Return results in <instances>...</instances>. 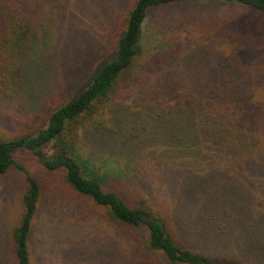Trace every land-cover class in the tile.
I'll list each match as a JSON object with an SVG mask.
<instances>
[{"label":"trees","instance_id":"1","mask_svg":"<svg viewBox=\"0 0 264 264\" xmlns=\"http://www.w3.org/2000/svg\"><path fill=\"white\" fill-rule=\"evenodd\" d=\"M180 1L0 0V104L24 91L31 116L43 113L40 127L0 137V178L19 150L60 178L22 170L21 213L0 264L42 263L31 240L37 215L66 206L68 194L102 212L111 240L134 243L127 264H139L140 245L165 264H249L236 257L240 246L264 257V20L246 12L264 15V0H200L243 10L166 25L151 66L135 74L148 15ZM57 74L62 91L53 94ZM124 93L134 94L129 113H111ZM90 141L103 149L85 154ZM77 233L54 237L61 264L126 261Z\"/></svg>","mask_w":264,"mask_h":264},{"label":"rangeland","instance_id":"2","mask_svg":"<svg viewBox=\"0 0 264 264\" xmlns=\"http://www.w3.org/2000/svg\"><path fill=\"white\" fill-rule=\"evenodd\" d=\"M209 10L215 13H225L228 10H232V12H242L243 7H240V5L238 4L221 5L217 3H205L200 0H182L175 6L156 10L150 13L148 15L147 21L143 25V41L141 47L142 55L135 63V74L145 68L146 65L151 66V56L155 54L157 50L162 47V45H164L159 44L163 42V39L168 34L165 28L166 25L175 23L176 20L182 18L183 15H190V12L191 15L199 16L203 13L207 14ZM246 12L254 20L256 19V17L264 20V15L260 13L253 12L249 9H246ZM170 19L174 20L171 22ZM134 76L135 75H133V77ZM140 77L141 74L139 73L138 76L134 78V81H131V88L135 87ZM51 81L53 82V84L48 88L53 91V94H57L59 92L58 90L62 91L59 88L60 84H62V77H60L59 74H57V77H54V80ZM25 95L26 94L24 91H18L14 95V97L5 98L4 100L6 103H3L4 101L1 102L0 137L8 138L13 133H15V130L18 128H21V130L22 128L28 131L30 130L29 132H31L35 128L40 127V125L43 123L42 112L31 116V114H33L34 112H31L30 110L35 111L36 113V109L33 106L32 102L22 101V97ZM122 96L124 97H120L118 95V97L114 99L115 103L110 106L111 113L116 112L119 114L122 111L129 110V107L134 102V94L132 96H128L127 93H124ZM31 97L34 96H28V98ZM120 103L126 104L122 105ZM118 108H120V110L116 111ZM43 110L45 111L44 108ZM8 117L10 118L7 119ZM13 123H16L17 127L13 125ZM129 127L130 126L126 127V131H128ZM103 133H105V131ZM94 144L95 145H92L90 141L83 146L85 154H88L91 149L95 151V146L98 150L103 149V147L96 145V142H94ZM149 144H152V146L155 145L154 141ZM43 152L48 156L52 155V146L48 145L46 148H44ZM14 161L16 166L9 172L7 176L0 178V243L5 240L9 228L17 222L21 213L20 197L23 189L22 170L29 172L31 175L40 176L44 179H60L57 178V176L59 177V175L57 174L53 175L46 173L37 158L31 155L28 151L19 150L15 152ZM155 174L156 173L153 172L148 173L149 176H154ZM50 194L51 193H49L48 195ZM54 196L55 195L53 194L51 195V197ZM63 197L66 200V206L58 207V205L54 202L53 208L50 207V210L48 212H44L43 209H40L33 226L31 240L33 242L34 248L38 254L42 252L45 253V257L41 264H44L45 262H48L49 264H61V255L59 253L60 250L55 248L59 245L54 244L53 240L54 237L59 236L60 231L63 228L67 227L69 229V233H75V231L78 230V233L75 236L76 239L80 236V234L83 233V238L88 239L87 241L89 243H94V246H102V242L106 246L108 245L106 253L110 251V245V248L114 249L113 251H116L118 256H125L126 261H124L123 264H127V262L129 261V256L134 254V252L132 251V246L134 243L130 247L126 243H120L116 242V240H111L110 238L113 233L112 226L109 223H105L101 219V217L98 216V213L101 211L95 209L90 201L82 202L79 201L74 195L71 196L69 194ZM69 205L72 209H74L73 211H71L72 216L67 214L66 207ZM75 205H78L81 208H75ZM72 217L73 219H71ZM82 220L85 221V223L82 225L78 226L72 224L73 221L77 223L81 222ZM84 233H86V235ZM143 234L146 235V231H144ZM218 241L219 240H217L215 243H218ZM224 241L225 240L220 239V243H224ZM99 242L101 243L98 244ZM136 242L138 243L137 240ZM193 245H195V248L197 249L202 246L195 242ZM138 248H140V253L135 255V259L139 260V264H165L164 258L161 254L147 249V247L144 245H140V247L138 246ZM202 248L206 249L207 246H202ZM239 249H237L239 250L237 252V255V250L234 251L233 247L231 249L233 255H236L238 259H245V261H247V263L249 264H264V262H262L264 261V257L261 256L259 259H257L256 257H251L246 250L244 252L242 246H240ZM45 250L48 251L45 252ZM1 255L2 254L0 252V256ZM82 261L83 260H80V262Z\"/></svg>","mask_w":264,"mask_h":264}]
</instances>
